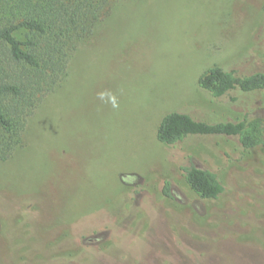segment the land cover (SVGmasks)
Masks as SVG:
<instances>
[{
	"label": "rangeland",
	"instance_id": "1",
	"mask_svg": "<svg viewBox=\"0 0 264 264\" xmlns=\"http://www.w3.org/2000/svg\"><path fill=\"white\" fill-rule=\"evenodd\" d=\"M101 29L0 162V264H264V145L156 137L172 110L264 119V90L198 86L213 64L264 71V0H121ZM189 163L217 173L223 195L199 198Z\"/></svg>",
	"mask_w": 264,
	"mask_h": 264
},
{
	"label": "trees",
	"instance_id": "2",
	"mask_svg": "<svg viewBox=\"0 0 264 264\" xmlns=\"http://www.w3.org/2000/svg\"><path fill=\"white\" fill-rule=\"evenodd\" d=\"M120 1L0 0V162L25 145L29 117L43 98L59 88L79 46L101 34ZM198 86L215 98L236 89L264 90V71L242 74L213 64L199 75ZM192 135L234 136L248 151L264 145V119L245 115L233 121H209L172 110L161 118L156 131L158 141L166 146ZM181 171L199 198L223 195L224 183L211 169L189 163ZM165 187L171 196L168 182Z\"/></svg>",
	"mask_w": 264,
	"mask_h": 264
},
{
	"label": "clouds",
	"instance_id": "3",
	"mask_svg": "<svg viewBox=\"0 0 264 264\" xmlns=\"http://www.w3.org/2000/svg\"><path fill=\"white\" fill-rule=\"evenodd\" d=\"M99 95L103 99L104 96L110 95V93H100ZM112 102H113V107L114 108H118L119 107V105L115 102V97L114 96L112 97Z\"/></svg>",
	"mask_w": 264,
	"mask_h": 264
}]
</instances>
